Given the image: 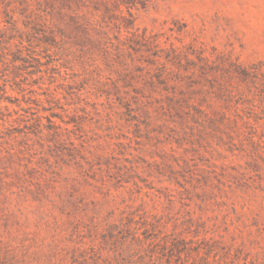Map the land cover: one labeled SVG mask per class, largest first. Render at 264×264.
<instances>
[{
  "label": "rangeland",
  "instance_id": "1",
  "mask_svg": "<svg viewBox=\"0 0 264 264\" xmlns=\"http://www.w3.org/2000/svg\"><path fill=\"white\" fill-rule=\"evenodd\" d=\"M0 264H264V0H0Z\"/></svg>",
  "mask_w": 264,
  "mask_h": 264
}]
</instances>
